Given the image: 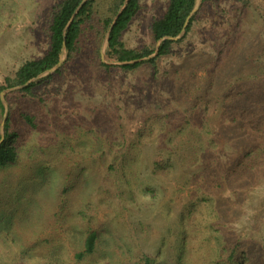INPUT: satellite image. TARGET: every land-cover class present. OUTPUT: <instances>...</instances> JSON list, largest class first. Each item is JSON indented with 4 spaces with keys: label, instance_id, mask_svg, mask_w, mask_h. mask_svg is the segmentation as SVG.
<instances>
[{
    "label": "rangeland",
    "instance_id": "374dc122",
    "mask_svg": "<svg viewBox=\"0 0 264 264\" xmlns=\"http://www.w3.org/2000/svg\"><path fill=\"white\" fill-rule=\"evenodd\" d=\"M60 1L0 0V86L46 54ZM168 3L140 0L127 48L157 50ZM197 6L155 65L106 72L93 40L32 93L0 92L17 155L0 166V264H264V0Z\"/></svg>",
    "mask_w": 264,
    "mask_h": 264
},
{
    "label": "trees",
    "instance_id": "16d2710c",
    "mask_svg": "<svg viewBox=\"0 0 264 264\" xmlns=\"http://www.w3.org/2000/svg\"><path fill=\"white\" fill-rule=\"evenodd\" d=\"M125 1L61 0L58 4L51 6L45 13L44 26L45 34L49 39L48 51L42 58L23 63L16 71L14 78H7L5 83L0 86V92L8 88L22 86V92L32 93L36 86L51 79L52 75L61 73L64 67L72 64L85 46L93 40L96 45L94 51L99 59V66L106 72L113 68L132 72L145 65H155L157 59L169 54L171 46L176 41L168 38H176L181 35L187 18L194 11L198 2V0H169L165 13L155 19L150 27L154 43L159 42L157 55L146 59L156 52L155 48L130 49L125 46L123 41L124 33L141 10L140 0H128L126 4ZM207 1L202 0V4ZM122 7L123 9H121ZM195 17L196 13L191 15L185 33L179 40L185 38L191 31ZM104 43L106 44L105 57L102 61L101 50ZM64 56L65 60L57 70L41 78L43 74L54 69ZM28 82L30 83L26 85ZM263 94L259 92V95ZM1 106L4 109L2 104ZM253 109H255L254 105L251 110ZM243 111L245 109L242 108L241 112ZM8 125L9 120L7 119L4 139L0 145V166L2 167L15 162L17 156L13 147L16 135L10 133ZM250 130L255 132L260 129L252 126ZM96 239L95 233L88 236L85 250L79 254V257L93 253Z\"/></svg>",
    "mask_w": 264,
    "mask_h": 264
},
{
    "label": "water",
    "instance_id": "95a60500",
    "mask_svg": "<svg viewBox=\"0 0 264 264\" xmlns=\"http://www.w3.org/2000/svg\"><path fill=\"white\" fill-rule=\"evenodd\" d=\"M127 1L128 0H126L125 1V4L127 3ZM124 7V6H123ZM123 7L121 8V9H123ZM198 7V6H197ZM197 7L194 9V11L191 13V15L192 14H194V12L197 10ZM121 12V11H120ZM120 12H119V14H120ZM191 15L187 18V20H186V23H185V26H184V29H183V32L181 33V35H179L178 37H176V38H168V39H171V40H173V41H177V40H179L182 36H183V34L185 33V30H186V28H187V25H188V23H189V20H190V18H191ZM112 29V27L110 28V30ZM105 46L106 45H104V47H103V49H102V52H101V57H102V59L104 60V57H105ZM158 47H159V42H158V45H157V49H158ZM157 55V50H156V52H155V54L154 55H151V56H149V57H147L146 59H151V58H153V57H155ZM65 60V56H64V58L59 62V64L54 68V69H52V70H49L47 73H52V72H54L55 70H57L60 66H61V64H62V62ZM142 60H144V59H142ZM139 61V60H138ZM133 62H137V61H133ZM125 64V63H124ZM30 82H28L26 85H28ZM25 85V86H26ZM4 95V93H2V96ZM3 125H4V123H3ZM3 139H4V135L2 134L1 135V140H0V145H1V142L3 141Z\"/></svg>",
    "mask_w": 264,
    "mask_h": 264
}]
</instances>
